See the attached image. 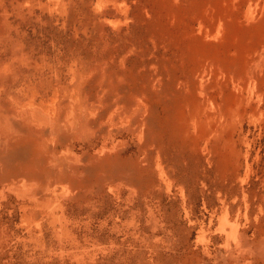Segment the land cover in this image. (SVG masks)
Instances as JSON below:
<instances>
[{
	"label": "rangeland",
	"instance_id": "rangeland-1",
	"mask_svg": "<svg viewBox=\"0 0 264 264\" xmlns=\"http://www.w3.org/2000/svg\"><path fill=\"white\" fill-rule=\"evenodd\" d=\"M0 264H264V0H0Z\"/></svg>",
	"mask_w": 264,
	"mask_h": 264
}]
</instances>
